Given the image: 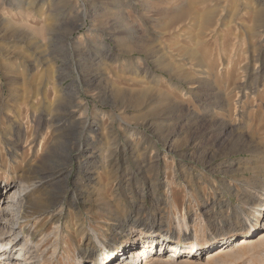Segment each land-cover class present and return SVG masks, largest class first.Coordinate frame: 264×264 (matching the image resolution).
I'll return each instance as SVG.
<instances>
[{
  "label": "rangeland",
  "instance_id": "374dc122",
  "mask_svg": "<svg viewBox=\"0 0 264 264\" xmlns=\"http://www.w3.org/2000/svg\"><path fill=\"white\" fill-rule=\"evenodd\" d=\"M43 170L26 264L127 260L155 222L217 241L148 264H264L262 216L237 244L264 193V0H0V238Z\"/></svg>",
  "mask_w": 264,
  "mask_h": 264
},
{
  "label": "bare ground",
  "instance_id": "6f19581e",
  "mask_svg": "<svg viewBox=\"0 0 264 264\" xmlns=\"http://www.w3.org/2000/svg\"><path fill=\"white\" fill-rule=\"evenodd\" d=\"M91 158H94L93 155ZM33 174H35V172ZM39 175L40 176H38V178L36 180L33 177H32L33 179L29 178L28 180L21 179L20 180L21 185H20V189H19L20 192H19V194H17L18 196H16V192H15L14 196L11 197L12 203H11V205H9L8 208L12 209V211H13V209L18 208L19 212L17 213L16 218H14L11 223H9L10 225L6 224V228H8L9 233H14L15 237L13 239L7 240L6 238L3 239V235H2V238H0V245H1V247L4 248L3 255L0 256V264H4V261L7 259V257L9 259H12L11 261H13V264H26L27 261L30 260L29 256H27L28 255L27 253H28V250L30 249V244H33L31 242V237L35 236L36 233L35 234L32 233L29 236H24V243L20 244V247L18 249L21 252L18 253V255L16 254V257L14 256V258H12L13 257L12 249L14 247V244L18 241L19 234L22 233V230L16 233V231H14L16 229L15 226L17 225L18 222H21V221L27 222V224H25V226L28 225V222L31 219H33L36 216V214H47V213H49L51 206H54V204H55V202H54L55 199H54V196L52 193H46L43 199L36 202L37 200H36L34 191L37 190V188L39 187V184H42L44 181H46L47 179H50L52 177V175L48 174V172H46V170H43ZM4 188L5 187L0 184V204H1V201L3 198ZM29 192L33 193L31 196H29V198L31 197L33 199H30V200L28 199L29 201L26 200L27 202L25 203L24 201L27 198ZM34 200H36V201H34ZM254 208L256 209L255 210V216H256L257 212H260V213L256 219H254L255 216H253L252 213H249L250 218L248 219V221H249L250 226H249L248 230L243 232L244 236H243V238H241L238 241V243H237L238 246H243V245L249 244L250 240H251V238L249 236L252 235L254 233V231L257 230L258 227L260 226V225L255 226V224L254 223L252 224L250 221L256 222V223L258 222V224H259L260 217L262 216L264 218V193L259 194L258 203L254 206ZM58 222H59V220H58ZM138 222H139V220L135 221V218H130L128 221H126V223H128L129 226H132V224H137ZM155 223H153L151 225H145L143 228L140 229V230H142V232H141L142 236L140 235L138 241L141 238H143L144 244L138 245L134 241L132 243L125 241V240L123 241V238H122L121 242H119L118 244L116 243L115 245L120 247L122 250L132 248V246L136 247V244L138 247H141V250L139 251V253H137V252H134V253L132 252L131 254L127 253V255L130 256L127 259L129 262L126 259L125 260L122 259L121 261H120V259H118L112 264H136L137 261H139L141 259L142 255L144 256V255L148 254L150 251L151 252L155 251V253H157L160 250L161 252H163L166 249V244H168V243H169L168 246H170V248L172 249V251H171L172 255L170 256L171 259L174 258L175 255L177 256V254H175L176 251L178 254H181V251L185 250V253H187L185 256L187 257L189 255V253L193 254V248H195L196 246L198 247V249H199V247L200 248H206L209 246H213L214 242L217 241V240L215 241L212 239L211 240H209V239L208 240H206V239L201 240V239H198L197 237H193L192 235L191 236H184L183 239H180L177 237H169L164 233L161 226H159L158 224H155ZM140 226H143V225L139 223V225H137V227H140ZM158 236H160V237H158ZM95 237L99 240L100 245H102V246L103 245L104 246L109 245L105 241L103 243L99 239L97 233H96ZM232 239L233 238L231 236L226 234L225 236H222V238L219 241H222L223 244L226 245ZM228 247L229 246L226 245V248H223V250L225 251ZM23 250H25V253L23 256H21L23 253L22 252ZM173 253H174V255H173ZM140 254H142V255H140ZM157 257L159 258V256L157 254H155V255L149 254L148 256L146 255L144 257V263H142V264H148V263L156 260ZM87 258H89V261L86 264L95 263L97 260V255L95 254V251L85 252L79 260H84V259L87 260ZM170 258H168L167 260L168 261H174V260H177V261L178 260H186V261H188L187 259H180L179 258V259H174V260L172 259L171 260ZM31 259H33V258H31ZM190 261H192V260H190Z\"/></svg>",
  "mask_w": 264,
  "mask_h": 264
}]
</instances>
